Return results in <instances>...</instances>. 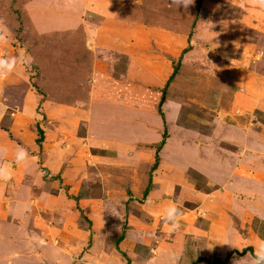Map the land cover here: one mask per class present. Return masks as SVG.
<instances>
[{
	"label": "rangeland",
	"instance_id": "obj_1",
	"mask_svg": "<svg viewBox=\"0 0 264 264\" xmlns=\"http://www.w3.org/2000/svg\"><path fill=\"white\" fill-rule=\"evenodd\" d=\"M28 1L0 0V59L12 64L0 76V169L9 173L0 180V264L28 259L24 243L37 245V259L23 264H53L47 260L53 245L65 254L56 264H93L94 255L85 254L94 243L101 264H110L117 238L128 231L130 208L152 227H140L144 244L132 246L147 252L161 236L156 229L171 233L162 212L172 203L183 227L195 226L201 214L197 221L206 228L207 215L219 207L228 218L222 258L219 247L193 233L185 236L191 249L182 263L228 256L229 264H250L251 246L264 240V19L256 0H210L214 6L193 0L187 9L169 0H115V18L130 25L133 38L114 39L117 52L109 59L93 29L68 28L62 14L48 18L47 32L33 30L22 16ZM84 17L103 22L91 12ZM180 45L190 52L180 57L161 116V89ZM96 61L99 73L108 68L135 94L133 106L102 107L109 110L106 123L92 93ZM112 122L123 133L108 132ZM37 126L43 132L38 144ZM19 150L26 153L20 161ZM149 177L153 190L142 199ZM77 194L84 196L75 200ZM197 205L204 209L197 212ZM82 229L90 232L84 239L73 232ZM153 257L149 250L145 258Z\"/></svg>",
	"mask_w": 264,
	"mask_h": 264
},
{
	"label": "crops",
	"instance_id": "obj_2",
	"mask_svg": "<svg viewBox=\"0 0 264 264\" xmlns=\"http://www.w3.org/2000/svg\"><path fill=\"white\" fill-rule=\"evenodd\" d=\"M29 1L32 4L27 3V5L25 6L26 7L25 18L27 22L29 21V24L33 28V30L35 31L38 30V32H47V29L50 27V25L48 26V24L46 23L48 18H52L53 20H55V16H59L60 14H62V16L68 17L71 21V24L68 25V28H71L74 26H82L86 32H89L91 31V29H93V33L95 37H98L99 43L97 44H100L101 46L106 45L109 48L108 51H106L108 52L106 54V59L110 58L109 56L112 52H117V45H114L112 43L114 39H121L120 41L121 43L124 41L128 42L131 40V38H133L132 31L129 30L130 25L125 24L126 22L117 20L115 18L114 14L116 13V6L118 4V3L116 4L115 0H29ZM213 4L214 2L210 0H202V6H214ZM86 12H91L93 14H97L98 16H102L103 17L102 24H96V23H93L92 21H87V19L84 17V14ZM260 16L261 18L264 19V8H260ZM63 24L65 26L66 23H63ZM183 47H184L183 45L182 46L180 45V48L178 49V51L176 49L174 54L175 55L180 54L181 56L182 54H184L183 55V58H184L190 51L186 50L185 53H182ZM129 49L130 48L128 46V49H126L124 52L126 53V55H129L128 54V52H130ZM127 59H128L127 64L129 63L133 64L135 60L133 57H127ZM125 64L126 63H124V65ZM133 69H134V66L131 68L128 67L126 69V72H120V73L124 77L125 73L126 75H129V73H132ZM98 70H100V67L98 66V62L96 61L95 67H94L95 77H94V82H93V87H92V93H94L95 98L97 99V103H95V105L97 104L96 106H100V108L102 107L109 108L110 106H120V105L133 106L135 102L134 101L135 94L130 92L131 94L129 95L127 93V86H124L123 82L117 81V80H123V79L117 78L116 75L114 74L110 75L106 73V71L109 70L108 68L103 69V67H101L102 71L100 73L98 72ZM169 71L172 72V68L168 69V72ZM147 74L148 73H146L144 77L148 76ZM161 75L162 74H159V77ZM111 76L116 80L114 81L113 79H111L110 78ZM129 78H126V80H128ZM104 108L99 109V111L97 112V115L104 123H106L105 119H106V116L109 114V110H106ZM113 121H115V119H113ZM114 127H118V128H114ZM111 128L113 130L108 129V132L115 131V132L123 133V127L120 125H117L116 123L112 122ZM199 154L201 153H197V155H194L193 157L198 156ZM196 169L197 171H204L203 168L198 167V166H196ZM19 171L20 170H17L15 172H19ZM19 177H20L19 175H16V178H19ZM1 183L2 182H0V184ZM196 197L197 196L194 195V199L196 200L194 202L197 203L199 201L196 199ZM206 202L208 204L207 200ZM146 207L147 205H145V208ZM210 207H213V204L211 202H210ZM196 209L198 212L204 208L199 207L197 205ZM130 210L132 209L130 208ZM130 210L129 212L131 213L132 211ZM210 210H211L210 214L213 213L211 208ZM217 210L218 212H216V215L214 217L211 215H207V217L210 216L209 217L210 221L206 228H202L199 221H197L198 216L199 215L201 216V214H197L195 226L188 224L185 227H183L182 224L179 223L180 227L168 235L165 234V231L162 234L161 230L156 229V234L157 235L161 234V236L160 237L155 236V239L159 237L158 241L157 242L155 241L154 243H152V245L149 248L146 247L147 249L152 251V254L154 255L152 261H149L147 260V258H145L149 254V250L147 252L145 251L143 253H140L137 250L134 251V247H132L134 242L135 243L137 242L136 244H138L140 240H141L140 242L144 244L143 240L145 239V235H144V230L141 228H145V227L152 228V227L149 226L147 222H144L140 214L134 215L132 213L131 214L129 213L128 221L126 223L128 225L126 230L128 231L124 232L125 235L123 236V238L117 242L118 247L115 249L116 250L115 253L112 256H110V262H111L110 264H126L125 262L127 260L125 259V257H128L129 261H131L129 264H184L182 263V256L185 254V252L186 253L189 252L187 251V248L191 249V247H187V248L185 247L187 246L185 242V236L187 234H193V233L205 235L208 246L212 247L213 245H215L219 247L220 251L218 252V257L222 258L223 257L222 254L227 250L224 247V245H226V241H227L225 237L227 232L225 230H226V224H227L226 220H228V218L224 216L223 212L219 213L220 207L217 208ZM149 213L153 215L151 217L152 220L157 219L153 211L147 212V214ZM212 218H214L215 222L217 223L213 224ZM91 219L93 221V226H94L95 219L94 218H91ZM133 222H135L134 225L132 224ZM203 223L204 221L202 222V224ZM136 227H139V229L137 230ZM137 231L142 232L143 235L138 233ZM73 232L75 234H78L82 238H83V235L86 236L87 234L90 233L88 231L86 232V230H83V229L80 232H77L76 230L75 231L73 230ZM94 235L95 234L92 232L91 236H94ZM166 237H169L168 238L169 240H167ZM43 242L48 243V244L50 242L51 244V239L49 240L48 238H45L43 239ZM17 244L21 245L22 243H17ZM24 244L28 247V250L31 255H29L28 257V255L26 254L25 257H28V259L22 260V261L20 259L18 264H23L22 262L27 261L29 259H34V258L37 259L36 257L37 253L35 252L37 249V245L27 244V243H24ZM42 245H46V244H42ZM55 246L56 245H53V247H50V249L52 248V252L50 251V253L47 254L48 255L47 260H51L53 264H56L59 260L64 259L65 257L64 256L65 254L63 253V251H60V249H57ZM54 248H56L57 250ZM205 248L206 246L202 247V249L204 250ZM90 249H91V252L88 251L85 254V256L88 258H91V256L94 255L93 264H98L97 262H100L99 264H101V256L96 255V253H99V252H96L98 250L97 244L94 243L93 245H91L89 250ZM206 249L208 250L209 248L207 247ZM32 250L34 251V253L31 252ZM112 258L114 259L112 260ZM65 260L66 262H70V261L72 262V260L74 259H72V257H68ZM232 260L233 259L230 258L226 264H229ZM35 264H36V260H35ZM71 264H91V263L89 262V260L84 259L81 261L75 260Z\"/></svg>",
	"mask_w": 264,
	"mask_h": 264
},
{
	"label": "clouds",
	"instance_id": "obj_3",
	"mask_svg": "<svg viewBox=\"0 0 264 264\" xmlns=\"http://www.w3.org/2000/svg\"><path fill=\"white\" fill-rule=\"evenodd\" d=\"M169 3L171 5H174L176 9L180 7L187 9L188 6L193 3V0H169ZM256 5L258 7L264 8V0H256ZM11 68L12 64L7 63L4 59H0V76H6L8 74V72L4 71L3 69ZM25 155L26 153L23 150H19L16 154V159L18 161L23 160L25 158ZM8 178V171L6 169H0V180H7ZM180 215L181 211L178 210L176 203H172L163 210L162 216L166 217L165 223L169 225L170 232L175 231L180 227ZM41 243L43 242L41 241ZM251 247H253V253L249 258L250 264H264V240L255 245H252Z\"/></svg>",
	"mask_w": 264,
	"mask_h": 264
},
{
	"label": "trees",
	"instance_id": "obj_4",
	"mask_svg": "<svg viewBox=\"0 0 264 264\" xmlns=\"http://www.w3.org/2000/svg\"><path fill=\"white\" fill-rule=\"evenodd\" d=\"M22 16H23V19L26 20V18H25V14H24V13L22 14ZM26 21H27V20H26ZM187 49H188V47L183 48L182 53H184ZM180 57H181V55L178 57L177 60L173 61L174 63H173V65H172V72H171V74L169 75V77L167 78V81H166L164 87L161 89V99H160V102H159V109H158V112H159V114H160L161 116L163 115V113H162V111H161V109H160V103H162V99H164V98L166 97V95H167V90H166V89H167V87H168L170 81L174 78V76H175V75L177 74V72H178L179 66H180V64H181V61H180L181 59H180ZM88 66H89V63L87 64V66H85V69H86L85 73H86L87 70L89 69ZM36 129H37V133H38V138L36 139V142H37V144H38V143L41 141V139L43 138V132H42V129L39 128L38 126L36 127ZM164 131H165V130H164ZM163 136H165V132H163ZM158 149H159V146L157 145L156 150H158ZM155 166H156V163H153V164L150 166V171H151V169H153ZM152 187H153V183H152V181H151V179H150V177H149V179L147 180V182H146V184H145L143 190L141 191V192H142V199H145V197L147 196L148 192L152 189ZM83 196H84V195L77 194V196H73V197H74L75 200H78L79 197H83ZM86 219H87V218H86ZM87 220H88V219H87ZM88 221H90V220H88ZM123 236H124V233H122V234L117 238V242H118L119 240H121V239L123 238ZM248 250H252V248H251V247H248ZM227 260H228V256H226L225 259H220V260H219V259H214L213 261L210 262V264H225ZM127 262H128V259H127Z\"/></svg>",
	"mask_w": 264,
	"mask_h": 264
}]
</instances>
